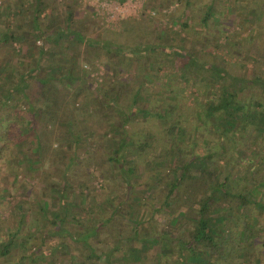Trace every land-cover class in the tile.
Here are the masks:
<instances>
[{"label":"trees","instance_id":"1","mask_svg":"<svg viewBox=\"0 0 264 264\" xmlns=\"http://www.w3.org/2000/svg\"><path fill=\"white\" fill-rule=\"evenodd\" d=\"M74 1L0 6L2 189L37 178L0 264H264V0H144L119 42Z\"/></svg>","mask_w":264,"mask_h":264},{"label":"rangeland","instance_id":"2","mask_svg":"<svg viewBox=\"0 0 264 264\" xmlns=\"http://www.w3.org/2000/svg\"><path fill=\"white\" fill-rule=\"evenodd\" d=\"M11 1L15 2L18 0H0V6L5 7L7 4H10ZM57 1L63 2L64 0H57ZM68 1H71V0H68ZM143 1L144 0H124L123 3H119V1L117 0H75L73 5H75V11L78 12V15L80 16V18L84 16H88L89 18H92L93 20L96 18L98 22L95 26V29L96 30L99 28L101 29V30L99 29L100 30L98 32L99 35H96V36H99L101 40L108 41L110 39V40L119 42V41H122L123 39L117 33L119 25H120V21L123 19L132 18V17L139 19V14L142 9ZM238 1L240 2L239 5L242 6L239 9H244L246 12L254 11L256 13H260L258 12V9H261L262 5L258 8V4H255L254 0H238ZM248 1L251 3H249ZM90 12H94V15H90ZM164 12L165 13L171 12V14L175 13V15L177 16L179 15V10L178 8H176V5L170 6V8L164 10ZM263 12H264V9H263ZM197 17H198L197 15L192 16L191 23L196 24V27H195L196 29L204 30L200 28ZM89 18L87 19L82 18V20L78 21V24L83 25V30L88 31V32H90L91 30L89 27V22H88V20H91V19ZM163 19H167V18H163ZM3 22H6V20ZM224 25L229 27L228 28L229 31H241L240 25L248 26V22L245 23L241 19H234V22L231 23V21L226 18L224 21ZM223 27L224 26L218 23L213 26L214 29L210 28L207 31L205 30L208 34V38L213 39L214 35L212 32V29L215 32H217L219 29H222ZM182 34L184 33L182 32ZM187 34L190 35V33L188 32ZM241 35H239L238 38H240ZM223 37H225V35H223ZM202 40H203L202 36L191 35L188 47L198 49L197 45L200 42H202ZM40 44L41 42L38 41L37 45H40ZM224 44H225L224 39L219 38L218 48H221V46H223ZM218 53H220V49ZM229 61L234 62L233 59H229ZM103 64H104V61L95 63V67L97 71L91 74V77L94 79L92 83V88L96 86V84L100 83L103 79V72H104ZM235 69H237V67H235ZM198 86L200 87L199 88L197 87L189 88V90H186L187 92L185 93V95H188L191 92L199 96H203L205 94L206 97H210V98L213 97V94H210L211 90L208 88L206 84L204 83L198 84ZM245 92L246 93L244 94L243 98L246 100V98L249 96V90H246ZM258 99L260 101L262 100L261 95L258 96ZM188 103H192V97H189ZM36 179L37 178H34L33 180H31L29 185L30 186L34 185L37 182ZM6 182H7L6 184L7 190H4L2 189V187H4L3 185L4 181L0 180V240L2 241L6 237L5 236L6 231L14 229L18 221L17 204L20 203L21 198L24 197L23 194L22 195L20 194L21 191H23V193H26L28 191L27 192L28 200L32 199V197H35V196H30L31 194L29 195V190L31 189V188H28L29 185L27 186V188L26 186L22 187L20 183H14L12 178H9ZM11 201L12 203L14 201L16 202L12 204ZM31 202L35 204L33 201Z\"/></svg>","mask_w":264,"mask_h":264}]
</instances>
